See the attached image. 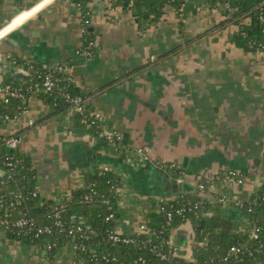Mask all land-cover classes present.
Instances as JSON below:
<instances>
[{
	"label": "crops",
	"instance_id": "1",
	"mask_svg": "<svg viewBox=\"0 0 264 264\" xmlns=\"http://www.w3.org/2000/svg\"><path fill=\"white\" fill-rule=\"evenodd\" d=\"M88 6L86 28L95 36L91 57L76 53L85 24L75 0H0V30L6 27L0 49L44 66L70 64L74 87L119 141L94 133L71 112L57 111L42 95L29 96L20 120L1 122L0 134L20 135L43 200L71 198L108 166L120 181L114 229L131 235L154 206L159 210L160 200L199 194L183 183L196 188L201 174L214 183L204 193L213 206L201 215H221L236 234L247 233L251 216L235 201H247L264 187V51L239 47L232 39L240 31L236 24L206 33L226 18L214 0H184L183 28L172 9L141 25L132 0H90ZM17 72L0 66V81ZM144 147L148 152L140 151ZM228 170L243 181L220 177ZM207 242L185 221L172 229L169 246L195 264L196 251ZM75 252V243L68 242L50 261L42 245L11 236L0 222V264H77Z\"/></svg>",
	"mask_w": 264,
	"mask_h": 264
},
{
	"label": "trees",
	"instance_id": "2",
	"mask_svg": "<svg viewBox=\"0 0 264 264\" xmlns=\"http://www.w3.org/2000/svg\"><path fill=\"white\" fill-rule=\"evenodd\" d=\"M116 1L125 2L127 0ZM75 2L81 7L83 17L88 18L90 0H75ZM132 3L137 10L141 25L148 23L151 19H160L166 9H172L180 20V28H183L184 0H132ZM214 3L222 7L226 18L218 24L217 28L206 33L218 28H225L229 24H236L240 26V31L235 33L232 39L239 47L246 51H264V0H214ZM245 19H249V22L245 23ZM200 37L201 35L196 36L189 42L172 48L161 57L176 53ZM93 46H95V36L85 28L81 48H93ZM57 66L51 65L45 68L43 65L35 63L34 69L26 78L12 76L3 79L2 82L22 88L28 97L42 95L55 105L57 111L73 113L91 131L99 134L103 127L98 121L93 122L91 119L84 121L86 115H90L97 109L89 105L84 94L74 87L73 81L69 80L66 72L57 71ZM48 74L53 75L57 86L49 91L34 87L35 82L41 81L40 78ZM31 85L34 90L29 92L28 87ZM67 93L83 97L85 102L83 112H72L74 105L68 100ZM22 105L23 100L20 99L12 98L7 103L0 98V116L8 113L13 117L19 112V106ZM6 138V136L0 137V167L6 171L0 177V193L7 203L4 207H0V222L3 218H9L6 216L9 214L10 220L18 219L19 211L22 210L34 217L38 225L53 226L55 218L52 214L55 208L59 207L67 226L65 230H60L54 235L43 234L40 237H35L33 233H18L2 224L11 236L42 245L44 248L46 243L54 241L56 246L48 251L50 261L54 260L55 251L59 247L73 241L76 245L77 264H141L135 262L140 255L147 257V264H192L178 254L173 260L161 259L148 247L141 248L137 245L114 243L109 240V234L114 229V220L117 216L118 187L120 186L119 177L111 169L98 168L94 174L90 175L86 186L82 190H76L69 199L57 203L44 201L38 189V175L32 167L30 159L23 155L18 148H10L5 142ZM111 138L119 144L116 136ZM220 177H224V174ZM19 194L21 195L20 203L9 206ZM89 195H92V198H88ZM172 201L177 206H193L194 210H188L184 216L175 215L171 224H168L165 212L157 211L154 206L146 215L145 225L150 229V233H143L141 239L150 235L153 242L160 245V250L167 252L171 248L169 239L172 229L182 222L192 221L197 237L200 240L208 239L207 247H201L196 251L197 262L195 264H204L205 262H211V264H264V187L252 195L249 200H243L242 208L251 216L252 228L259 227L258 239L251 238L250 230L244 235L236 234L233 224L221 215L209 218L202 216L204 210L213 206L212 201L205 194L181 193ZM196 203L199 205L195 208ZM160 204L166 205L170 209L171 200L159 201L158 208H160ZM35 207H40L41 210L37 211ZM111 214L113 217L107 219ZM78 226L89 227L95 232L89 238H81L78 233H68L69 228L76 230ZM234 244H243L245 252L239 256L240 258L231 256L225 259L228 250ZM258 248L261 250L257 251Z\"/></svg>",
	"mask_w": 264,
	"mask_h": 264
},
{
	"label": "built area",
	"instance_id": "3",
	"mask_svg": "<svg viewBox=\"0 0 264 264\" xmlns=\"http://www.w3.org/2000/svg\"><path fill=\"white\" fill-rule=\"evenodd\" d=\"M78 9L80 10V12H82V9L79 5H78ZM83 21L85 24L83 28V32H84L86 26L89 25L91 21H90V18H84V17H83ZM5 28L6 27L2 28L0 32L4 30ZM76 53L83 54L86 57H91L95 53L94 46L93 48H84V49L79 48L76 50ZM0 66L2 68H8V67L15 66L18 69V71H21L25 74V78H26L27 76L31 74L32 70L34 69L35 62L29 59H24V60L20 59L16 55H14L12 52H8V51H4L0 49ZM44 67L46 68L47 66H44ZM70 67L71 65L67 63L58 64L57 71L66 72L68 74L69 80L70 79L72 80L71 76L69 75ZM40 79L41 81H37L34 84V87H37L40 90L49 91L53 89L55 86H57V82L53 78L52 74H48ZM33 90H34L33 85L28 87L29 92H32ZM66 96L68 100L74 105L72 112H83L84 111L85 102L82 96L71 95L69 93H67ZM0 98H2L7 103L12 98L23 100V105L19 106L20 108L19 112L15 114L13 117L10 116L8 113H5L0 116V123L6 122V121H19L20 118L23 116V113L27 110L28 96L26 95V92L23 91V89L20 87L13 86L10 83H4L0 81ZM90 119L93 122L98 121L99 124L102 125L103 129L99 133L100 136L113 140L111 137H114V132L109 133L108 131L105 130V126L103 124V116L99 110L91 113L90 115H86L84 121L85 120L87 121ZM32 124H34V120L31 119L30 125ZM1 136L7 137L5 142L10 148H18L21 142V137L18 134H9V135L0 134V137ZM148 150H149L148 147H144L140 149V151L142 152H148ZM9 164H13V163H9ZM161 167H164V166H161ZM101 169L109 170L111 168L106 166V167H102ZM5 173L6 171L0 167V177H2ZM223 174H224L225 180L228 182H242L243 181V178L240 177L239 172L235 170H228L227 173L225 172ZM178 180L183 182L185 179L183 176H179ZM2 182H4V180H2ZM195 184H196V188L199 191H206L208 188H212L214 185L213 181H210V179H206L201 174L197 176V181ZM20 198H21V195L19 194L16 197L15 201L10 203L9 206L18 205L20 203ZM88 198H92V195H89ZM160 201L162 202L163 200H160ZM173 202L174 201L171 200L170 209L166 205H163V204H160V208H159V211L165 212L168 224H171V222L174 220L175 215L184 216L188 210H194L193 206H188V207L187 206H177ZM235 202L239 208L241 209L243 208L244 206L243 200L237 199ZM5 204L7 203L4 201V197L0 193V207H4ZM198 205L199 204L196 203L195 208L198 207ZM19 212H20V217L18 219L10 220V214H9V215H6V216H9V218H3L1 220V223L4 224L7 228H12L14 231L18 233H21V232L33 233L35 237H40L43 234L54 235L58 231L65 230L67 228L62 218L61 209L59 207L55 208L54 213L52 214L55 218L53 226L52 225H38L34 217H32L28 212L22 211V210H20ZM112 217L113 215L111 214L110 216L107 217V219H111ZM259 230H260L259 227L251 228L250 229L251 238L258 239ZM94 232L95 231L92 230L91 228L89 227L84 228L82 226H78L76 230L70 229V228L68 230L69 234L78 233L81 238H89L91 234H93ZM143 233H150V229L146 227L145 224H142L139 230L131 235L122 234L116 231L115 229H113L109 234V240L114 243L137 245L141 248L148 247L151 252H153L156 256H159L161 259H166V260L175 259L177 255V252L175 250L176 248L171 247L169 251L162 252L160 250L161 249L160 245L158 243L153 242L150 235L147 236V238L141 239V235ZM55 246H56V243L54 241H49L48 243H46V246L44 249L46 252H48V251H51ZM256 250L260 251L261 248H258ZM244 252H245V246L243 244H234L228 250V253L225 259H228L231 256L240 258L239 256L243 254ZM135 262H139L141 264H147L148 259L146 256L140 255L135 260ZM204 264H211V262H205Z\"/></svg>",
	"mask_w": 264,
	"mask_h": 264
},
{
	"label": "water",
	"instance_id": "4",
	"mask_svg": "<svg viewBox=\"0 0 264 264\" xmlns=\"http://www.w3.org/2000/svg\"><path fill=\"white\" fill-rule=\"evenodd\" d=\"M14 76L15 77H21V78H24L25 77V74L23 73V72H17V73H15L14 74ZM166 170H168L167 168H165V171ZM169 172V171H168ZM169 174L171 175V176H173L174 178H178L179 177V172L178 173H176V172H169ZM186 185V190L187 191H195V192H199L200 193V191L198 190V189H196L195 188V186L194 185H192L189 181H185L184 183H183V186H185Z\"/></svg>",
	"mask_w": 264,
	"mask_h": 264
},
{
	"label": "rangeland",
	"instance_id": "5",
	"mask_svg": "<svg viewBox=\"0 0 264 264\" xmlns=\"http://www.w3.org/2000/svg\"><path fill=\"white\" fill-rule=\"evenodd\" d=\"M81 48V47H80ZM9 122H11V121H6V123H9ZM21 144V143H20ZM20 144H19V146H18V149L20 150ZM21 151V150H20ZM22 153V152H21ZM227 173V172H226ZM205 192H200V194H204Z\"/></svg>",
	"mask_w": 264,
	"mask_h": 264
}]
</instances>
